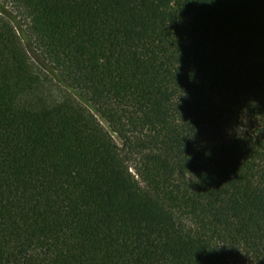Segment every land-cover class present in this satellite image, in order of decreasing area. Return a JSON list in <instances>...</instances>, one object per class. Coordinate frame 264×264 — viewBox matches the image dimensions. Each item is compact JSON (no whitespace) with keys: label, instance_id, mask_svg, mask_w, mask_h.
Instances as JSON below:
<instances>
[{"label":"trees","instance_id":"16d2710c","mask_svg":"<svg viewBox=\"0 0 264 264\" xmlns=\"http://www.w3.org/2000/svg\"><path fill=\"white\" fill-rule=\"evenodd\" d=\"M262 130L264 0H1L0 264H264Z\"/></svg>","mask_w":264,"mask_h":264},{"label":"clouds","instance_id":"9594fccd","mask_svg":"<svg viewBox=\"0 0 264 264\" xmlns=\"http://www.w3.org/2000/svg\"><path fill=\"white\" fill-rule=\"evenodd\" d=\"M197 2L212 3L213 0H211V2H207V0H197ZM253 101H255V100H251L250 99L247 102V104L244 107L241 108L240 114L238 116V121L239 122L229 126L228 128H226L225 131H226V134L229 137L234 138V139L246 140V139H243L242 137L251 138L254 135V130L260 127L259 122L256 119H254V120L257 121L258 126L257 127H252V128L249 127V123H250V120H249V109L250 108L255 109L257 107V104H258V102L256 101V106L253 107V104H252ZM245 109H247V111H245ZM262 131H264V130H262ZM195 132L191 135L190 138H194ZM207 154L208 153H206V155Z\"/></svg>","mask_w":264,"mask_h":264},{"label":"rangeland","instance_id":"374dc122","mask_svg":"<svg viewBox=\"0 0 264 264\" xmlns=\"http://www.w3.org/2000/svg\"><path fill=\"white\" fill-rule=\"evenodd\" d=\"M0 2H1V0H0ZM5 8L9 12L8 15L11 18L13 24H16V22H19V21H20V23L24 24V21L21 19L20 14L17 11L13 10L11 8V6H9V5L6 6Z\"/></svg>","mask_w":264,"mask_h":264},{"label":"water","instance_id":"95a60500","mask_svg":"<svg viewBox=\"0 0 264 264\" xmlns=\"http://www.w3.org/2000/svg\"><path fill=\"white\" fill-rule=\"evenodd\" d=\"M115 138L118 140V137L117 136H115ZM120 142V141H119Z\"/></svg>","mask_w":264,"mask_h":264}]
</instances>
